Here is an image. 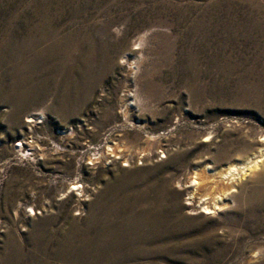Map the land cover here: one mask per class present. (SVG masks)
Masks as SVG:
<instances>
[{
  "label": "rangeland",
  "instance_id": "obj_1",
  "mask_svg": "<svg viewBox=\"0 0 264 264\" xmlns=\"http://www.w3.org/2000/svg\"><path fill=\"white\" fill-rule=\"evenodd\" d=\"M69 39L71 54L54 52ZM243 134L242 156L264 150V0H0V264H46L70 224L116 222L153 185L165 246L115 264H247L264 234L222 224L264 158L216 214L191 209L184 183L238 156L218 150ZM107 141L119 153L95 159ZM70 258L48 264H103Z\"/></svg>",
  "mask_w": 264,
  "mask_h": 264
},
{
  "label": "bare ground",
  "instance_id": "obj_2",
  "mask_svg": "<svg viewBox=\"0 0 264 264\" xmlns=\"http://www.w3.org/2000/svg\"><path fill=\"white\" fill-rule=\"evenodd\" d=\"M73 46L76 45L72 44L71 39H69V40H65L62 44L60 43H56V45L54 44L53 50L54 52L66 51L67 54L69 55V52L71 54V49ZM80 67L81 68L79 70L76 69V71L80 73V76L84 75L91 69L90 62L85 64V66L81 65ZM247 136L243 134L238 139L229 140L225 142L224 145H222V147H220L218 150L221 152L233 151L238 153L239 154L238 156L229 158L230 156L228 157V154L227 156L225 155L226 158H223L225 163L223 164V166L221 165V167L218 169H214L211 165H207L201 170L194 169L191 176L184 182L185 184L188 183L190 187V191L188 193L190 195L189 197L190 201L188 204L192 205L191 209L193 210L197 209L196 207L197 205L198 208H200V212L203 215H208V216L223 211L229 205L230 201L228 202L229 199H227V197L231 192H234V188L237 187L236 186L237 182H239L240 179L242 180V178H244L248 173L253 172L256 168H258L260 165L263 164L262 161L264 158V150L261 148L260 150L257 149L256 151H253L250 154L248 153L247 155H243V156L241 155L240 151L241 150L244 151V149L248 148L249 146ZM106 145H108V149H104L103 151H98L97 154H99V156L95 157V159L96 158L101 159L103 156L106 155L110 156L111 154L116 155L119 153L118 151L119 146L117 144H115V146H112V144H110V142L107 141ZM249 148H251V146H249ZM73 185H74L73 188L76 190V192L79 195L85 192L84 185L82 183L76 181L73 182ZM153 187L154 185L149 187L148 189L150 190H148L143 195H141L140 193L137 194L136 196L132 192L133 196L131 197V200H128V204L125 207V209L122 208V210L130 211L129 214H123V216L121 215V217L120 215H118L119 216V218L117 217L118 219L115 217L116 222L115 219H109V220L107 219L108 221L104 222V224H100L102 223L99 221L100 219L99 220L90 219L88 220L89 222L87 221L88 223L85 226L80 227L81 225L80 226L78 225L79 228L74 227L73 224L72 225L70 224L68 227H66L65 230H63L62 236L60 237V239H58L59 242L57 243L56 248H53V250L51 251V257L48 258V261L50 262L51 260H55V259L66 260L71 257L69 259L71 260V263H74L75 259H77L76 261H81V259L84 260L88 259L89 263L100 262L103 264L104 263L115 264L117 260L121 257V254L126 253L124 248L127 249L131 248L135 250L136 248H138L140 243H148L154 245V247H159V246L163 247V245L165 244L163 242L164 241L163 233H164L165 224L167 222V210H166L167 206H166V201L163 198V194L162 192H160L161 190L158 192L157 195H153V193L155 192L154 190H156ZM238 188L239 187H237V189ZM231 194L234 200H236V204L234 208L230 210V212L227 213L225 212V215L228 216L225 224H222L224 225L225 228H227L225 233H229V234L232 233V235H234L235 231L238 228H242L244 230V234H248L249 236H252L255 233L264 234V174L256 178L250 185L246 186L245 184L244 187H241V190L239 192L237 193L234 192ZM174 206H175L174 210L178 211L179 207L175 201H174ZM105 210L112 211L110 214L107 213L106 217L114 216L116 211L119 210L115 208V200L114 201L112 200L110 206L106 207ZM29 211L31 212V214L34 213L36 214V210L33 207H31ZM94 227H96L95 231L93 230ZM36 241L38 240L36 239ZM124 244H130V245H128L129 247H122V245ZM119 245H120V249H118ZM78 251L80 252L77 255H75ZM93 251H99V252L96 253L95 256H91V253ZM221 251L223 252V249ZM252 257L253 258H251L246 262L247 264H264V249L262 248V250L256 251ZM122 258H126V257L123 256ZM218 259H219V254L214 256V261H212L210 264H215V262L218 261ZM49 262H47L46 264H48ZM80 263L83 264L82 262Z\"/></svg>",
  "mask_w": 264,
  "mask_h": 264
}]
</instances>
